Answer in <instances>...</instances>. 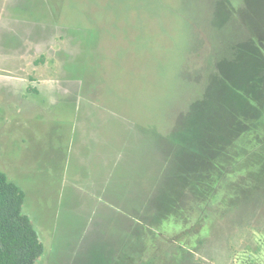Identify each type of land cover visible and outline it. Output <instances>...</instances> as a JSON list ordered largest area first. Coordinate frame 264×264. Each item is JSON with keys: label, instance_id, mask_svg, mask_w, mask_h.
Returning <instances> with one entry per match:
<instances>
[{"label": "rangeland", "instance_id": "1", "mask_svg": "<svg viewBox=\"0 0 264 264\" xmlns=\"http://www.w3.org/2000/svg\"><path fill=\"white\" fill-rule=\"evenodd\" d=\"M218 2L0 0V170L36 264H264V72L217 69L253 44L264 67V0Z\"/></svg>", "mask_w": 264, "mask_h": 264}, {"label": "trees", "instance_id": "2", "mask_svg": "<svg viewBox=\"0 0 264 264\" xmlns=\"http://www.w3.org/2000/svg\"><path fill=\"white\" fill-rule=\"evenodd\" d=\"M218 1H222L227 13L230 15L231 12L225 5L224 0ZM254 1L250 0L252 3ZM259 9H257L258 12ZM246 47L251 46L247 44ZM252 47H254V51L252 48L248 52L236 51V56L229 62L218 61L217 69L232 74L234 78L241 79L240 81L245 79L252 82L256 77H261L264 67L259 62V50L254 44ZM192 134L193 131L189 130L183 136L176 135L167 140L165 158L166 160L168 157L170 158V165L172 162L176 165L173 175L175 173L181 174L186 165L181 156L183 152L188 151L198 155L200 142L198 144L196 140L191 141V139H195ZM26 197L25 190L9 180L8 175L0 170V264H36L45 252V243H48L42 240L31 218L24 211ZM154 210L156 211L155 215L158 216V206ZM153 218L157 217L153 216Z\"/></svg>", "mask_w": 264, "mask_h": 264}, {"label": "crops", "instance_id": "3", "mask_svg": "<svg viewBox=\"0 0 264 264\" xmlns=\"http://www.w3.org/2000/svg\"><path fill=\"white\" fill-rule=\"evenodd\" d=\"M152 180V179H151Z\"/></svg>", "mask_w": 264, "mask_h": 264}]
</instances>
